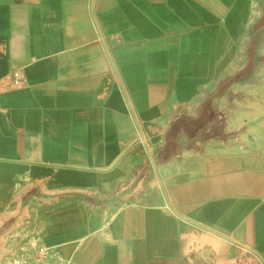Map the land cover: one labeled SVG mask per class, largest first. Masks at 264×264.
I'll list each match as a JSON object with an SVG mask.
<instances>
[{
    "label": "crops",
    "instance_id": "0c3cea01",
    "mask_svg": "<svg viewBox=\"0 0 264 264\" xmlns=\"http://www.w3.org/2000/svg\"><path fill=\"white\" fill-rule=\"evenodd\" d=\"M18 68L0 264H264V0H0Z\"/></svg>",
    "mask_w": 264,
    "mask_h": 264
},
{
    "label": "built area",
    "instance_id": "2783aa9c",
    "mask_svg": "<svg viewBox=\"0 0 264 264\" xmlns=\"http://www.w3.org/2000/svg\"><path fill=\"white\" fill-rule=\"evenodd\" d=\"M24 81L22 69H15L9 78L0 79V91L2 89L14 88L20 86ZM256 255H237L233 257L230 264H256ZM51 253L45 247H36L30 255L17 252L9 248L8 253L4 256L1 264H51Z\"/></svg>",
    "mask_w": 264,
    "mask_h": 264
}]
</instances>
